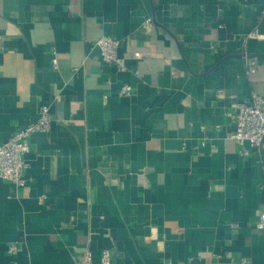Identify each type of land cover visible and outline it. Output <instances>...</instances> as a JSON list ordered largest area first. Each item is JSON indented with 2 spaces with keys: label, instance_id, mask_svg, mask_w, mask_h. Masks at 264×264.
<instances>
[{
  "label": "crops",
  "instance_id": "0c3cea01",
  "mask_svg": "<svg viewBox=\"0 0 264 264\" xmlns=\"http://www.w3.org/2000/svg\"><path fill=\"white\" fill-rule=\"evenodd\" d=\"M262 91V0H0V143L51 115L0 178V264H264V146L229 138Z\"/></svg>",
  "mask_w": 264,
  "mask_h": 264
},
{
  "label": "built area",
  "instance_id": "2783aa9c",
  "mask_svg": "<svg viewBox=\"0 0 264 264\" xmlns=\"http://www.w3.org/2000/svg\"><path fill=\"white\" fill-rule=\"evenodd\" d=\"M264 2V0H262ZM146 23L151 25L150 20ZM260 34L256 29L249 33V38H259ZM120 41L109 35H101L95 45L98 47L101 59L112 64L118 70H124L125 65L121 57L117 55V48ZM134 57L139 58L140 53L134 52ZM57 65L56 58L52 59V67ZM250 69L248 73H253ZM131 87L123 85L119 94L129 95ZM234 129L229 135L238 146L248 143L251 147L261 150L264 146V91L260 93H251L249 103L237 102L234 105L232 114ZM51 115L48 105H41L38 110L36 121L15 131L6 141L0 143V178L9 180L17 186H23L26 180L21 172L25 164L22 156L29 151V137L36 132H47L50 129ZM243 154H247L244 149ZM255 228L264 229V211H260L255 221ZM16 250L15 245L8 247V252L13 253ZM101 263H109V253L104 250L101 254Z\"/></svg>",
  "mask_w": 264,
  "mask_h": 264
}]
</instances>
